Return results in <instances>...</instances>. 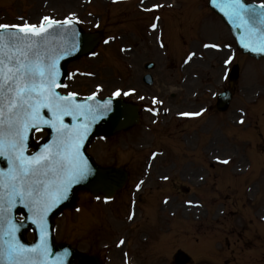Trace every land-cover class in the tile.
Returning <instances> with one entry per match:
<instances>
[{"label": "rangeland", "instance_id": "1", "mask_svg": "<svg viewBox=\"0 0 264 264\" xmlns=\"http://www.w3.org/2000/svg\"><path fill=\"white\" fill-rule=\"evenodd\" d=\"M88 1L87 3V0H0V22H18V17H23L30 22H38L39 16L41 18L47 14L56 18L74 14L81 19L85 29L103 31L107 43L99 44L88 56L69 64L67 80L69 88L80 93L96 91L103 97L113 94L117 88H120L122 93L125 89H136L148 93V95L143 94L142 103L152 107L154 104L152 98L156 97L155 99L161 103L154 105L162 107L161 110H163L167 108L169 85L176 88L177 80L186 75V89H184V91L187 90L186 94L180 93L174 98L175 105L180 106L174 108L168 105L173 115L177 111L198 109L214 100L209 92H206V96L202 98L195 97L196 95L191 92L196 88V84L200 86L199 79L202 83H207L204 74L210 73L212 79H215L212 89L220 92L227 86L235 95L230 110L218 117L215 125L208 127L202 124L201 129H198L200 125L196 123V130L198 133L201 132L199 139L203 143L196 142L189 131L192 128L184 127L185 129L182 130L178 126H167L168 117L159 110L155 111L154 115L145 112L143 122L128 133H124L123 137L116 134L111 138H96L88 148V152L100 164L125 163L134 174L132 184L139 178V174L135 172L136 167L132 165L141 158V160H147L151 169L150 174L154 175L153 180L161 176L164 184L190 181L191 184L195 182L196 185H206L205 190L202 188L198 191L201 201L192 193L193 190L179 196L172 190L169 192V187L166 185L163 188L157 187L156 183H150L145 187L148 189L151 186L150 189L159 190V201L163 196L161 206L165 202L163 204L165 208L174 216L173 218H176L170 219L172 224L169 233L165 234V229L169 226L166 222L158 224L154 220L146 223L140 215L138 220H135L139 214L138 210L133 220L128 218L129 213H132L131 207H128L130 190L133 186L130 181L129 188L120 198L119 207L115 206V202L93 201L87 194H83L80 211L65 212L56 219V239L71 243L80 250H100L104 253L103 256H107L106 264H123L124 257L137 258V261L142 264H151L148 259L146 263L138 259L142 254L149 256L152 264H169L170 256L181 245L182 239H185L182 246L193 258L190 264H205L209 261L219 264V261L213 257L214 252L207 251L208 248L202 253L198 251L196 240L205 238L204 234L207 237L213 235L212 238L216 235L223 236L228 231L233 234L232 227L236 228L243 222L248 223L249 219L264 218V62L260 60L249 63L246 58L235 52L237 61L238 59L241 61L242 70L232 87L230 83L224 85L225 82L220 80L221 61L228 51L224 49L223 43L230 39L225 27L202 20L196 26V30H200L201 37L210 39L212 36L211 38L218 39L220 46L223 47L221 50L217 48L216 51H210L196 45L190 46L192 37L197 35H189L186 32L189 28H186L183 33L187 34L181 35L178 39L181 40V48L175 51L178 47L172 46L174 20H167V26H163V22L159 19L158 29L154 31L148 28L153 13H145L141 9L159 1L163 3L167 1L123 0L117 3L112 0ZM198 3L201 6L200 9L206 10L203 0ZM192 8L197 9L194 4H191L189 9ZM159 13L161 14V10ZM181 15L187 17V13ZM191 15L195 17L196 12L193 11ZM186 17H180V19L186 20ZM208 18L211 20L214 17L210 18L208 15ZM95 25L98 26L95 28ZM213 29L216 31L213 32ZM158 41H164L165 45H170L169 50L159 47ZM170 50L175 53H170ZM188 52L195 53L193 59L201 56L198 64L191 61L182 66V60ZM172 54H175V57ZM145 61L155 62L154 68L149 71L156 78L155 87L148 88L141 82L139 72L144 71L142 63ZM211 64H213L212 68ZM214 68L218 69L217 74ZM89 73L91 75H88ZM194 75H198L199 79L195 80L197 78ZM190 79L196 81V84L190 86ZM207 88L210 86L207 85ZM136 97L135 94L130 96V98ZM244 109L246 114H250V119L249 115L241 116ZM241 117L244 118V122L240 125L237 124V119ZM220 118L237 127L234 130L235 134L230 130H227L226 134ZM199 121L203 123L205 120L201 118ZM246 123H249V128L243 126ZM202 126L205 127L202 128ZM151 151L157 152L154 158L150 154ZM169 151L179 153L176 157L177 160L179 157V161L176 164H180L177 167L174 166L172 170H169L167 165ZM225 159L228 163L224 164V168L216 165V161L219 163ZM181 161L186 163L182 165ZM144 165L141 168H144ZM156 190H153L151 195L156 196ZM134 192L136 191L133 190L131 193L134 194ZM189 201L192 203H188ZM153 202L154 199H148L150 206ZM154 208L156 211V207ZM167 210L165 213H169ZM81 211L85 213L83 220ZM145 214L144 210L142 215ZM181 217H185L186 222L179 219ZM197 223L201 227L199 233H195L192 228ZM254 227V225L249 226L248 232L251 233ZM89 228L90 231L87 232ZM237 231L245 232L241 228ZM258 231L260 235L256 237L263 239L264 230L258 229ZM228 236L232 237L229 232ZM121 239L125 241L124 244L119 243ZM254 241L256 245L252 250L244 246L242 255L246 253L250 255L240 260L238 264L252 262L260 254L261 247L258 244L261 240ZM104 244L106 247L103 246ZM239 244L241 246V242ZM213 245L211 248L214 251ZM229 246H232V243ZM199 247L202 248L201 245ZM222 257L226 256L220 258ZM205 259L209 261H204Z\"/></svg>", "mask_w": 264, "mask_h": 264}, {"label": "snow or ice", "instance_id": "2", "mask_svg": "<svg viewBox=\"0 0 264 264\" xmlns=\"http://www.w3.org/2000/svg\"><path fill=\"white\" fill-rule=\"evenodd\" d=\"M218 6L230 19L240 22L239 26L245 31L243 46L253 52H264V0L258 7L245 3V0H220ZM159 7L153 4L145 10ZM20 20L17 24H0V157L8 164L6 171L0 169V264H46L44 258L50 248L44 230V216L66 198L72 184L91 174L87 158L81 152L82 143L91 124L111 111V101L83 104L78 101L77 92L62 95L57 91L68 85L60 82L58 60L62 57L53 55V49L48 47V37L50 32L64 25L74 27L73 19L60 21L43 16L38 24L24 21L23 17ZM151 27L155 29L156 24ZM204 47L220 46L205 44ZM63 54L70 53L65 50ZM194 55L189 54L188 60ZM230 60L231 57L224 63L228 64ZM134 91L122 93L117 89L112 95L128 96ZM95 97L93 92L87 99ZM153 103L161 102L153 98ZM45 109L48 115H45ZM203 111L179 115L200 116ZM65 117L82 122L69 125L65 123ZM243 122L241 117L240 123ZM44 127L52 129V141L39 152L26 154L29 133L41 132ZM152 155L155 157L157 153ZM222 163L227 164L228 160ZM136 187L139 189L140 184ZM17 203L23 204L32 214L29 219L35 216L39 221L44 233L40 243L28 246L16 237L17 225L13 223L12 210ZM133 215L128 218L131 220ZM124 242L123 239L119 241L120 244ZM55 264H63V261L57 260Z\"/></svg>", "mask_w": 264, "mask_h": 264}, {"label": "water", "instance_id": "3", "mask_svg": "<svg viewBox=\"0 0 264 264\" xmlns=\"http://www.w3.org/2000/svg\"><path fill=\"white\" fill-rule=\"evenodd\" d=\"M210 2H212L210 3V6L218 11L219 14L221 13L222 18L230 26L231 31L236 39L238 48L242 52L248 53L249 55L256 58L260 56L264 57V52H253L249 48H245L243 46L242 41H244L245 38V31L243 27L239 26L240 22L238 20L230 19L227 15H225L224 12L220 10V7L218 6L220 0H217V3H213V0H210ZM63 28L64 30H62L61 28H57L55 31L50 32L48 37V47L53 49V55L62 57L58 60V67L61 73L59 78L60 82L66 72V63L91 50L99 38V35L84 33L76 26H67ZM73 44H75V48H73ZM65 50H67L70 54L64 55L63 53ZM106 100L111 101V111L91 124L90 130L86 138L83 140L81 147V152L83 153L84 157L87 158L88 164L92 170L91 174L88 175L86 179L72 184L68 189L66 198L61 199L59 203L52 207L51 210L48 211L44 216V230L47 232V240L50 248V253L44 258L46 264H55L57 260H62L63 264H97L96 261L93 260V257L78 253L71 249L68 245L56 244L54 242L52 235V218L58 215L63 207L74 205L75 191L78 188H88L94 194L99 191L103 192L104 194H108L109 192L120 187L124 182L125 173H123L121 169L100 168L96 166L92 158L85 153L86 146H88L90 140L95 135H110L117 130L125 129L131 126L137 121V108L131 104L124 103L122 100L117 98H105L103 100H98L96 98H94L93 100H88L87 98H84L79 102L83 104L95 105L97 101H99L100 104H103V102ZM81 122V120L73 121L71 117H65V123L69 125L79 124ZM53 135V131L49 129L47 138L35 147L34 153L39 152L45 144L50 143L53 139ZM30 145L31 133H29L28 135L27 147H29ZM7 168L8 164L6 159L0 157V169H4L6 171ZM19 213L23 216L22 220L16 219V215ZM31 215L32 214L29 213L28 209L20 203H17L12 210L13 223L17 225L16 237L21 243L28 246L40 243L44 235V233L41 232L40 223L37 218L35 216H32V219L28 218ZM4 230H7V225L4 226ZM28 230H32L35 235L34 241L32 243L27 242L25 238V233ZM4 240H7L6 236L4 237ZM181 259L184 260L187 259V257H184L183 254Z\"/></svg>", "mask_w": 264, "mask_h": 264}, {"label": "flooded vegetation", "instance_id": "4", "mask_svg": "<svg viewBox=\"0 0 264 264\" xmlns=\"http://www.w3.org/2000/svg\"><path fill=\"white\" fill-rule=\"evenodd\" d=\"M143 164L144 163L142 162L141 158H138L135 161V163L132 165L133 167H136V169H135L136 174H139V178L135 179V182L138 181V180H140V182H141V186H140L141 189L134 195V198L136 200L135 203L138 206L140 204L141 206H139V207L143 208V211L145 210L146 214L142 215V216H143V220L146 223H148V221H154V220L158 224H161L162 222L163 223L164 222L168 223L170 221V216H169V213H165V210H167V208H165L163 203H162V206H161V201H159L160 191L156 190V189H150L151 186H149L148 189H146L145 187L147 185H149L150 183H156L157 187L162 186L163 188H165V185L168 186L169 187L168 191H169V189L172 186L170 184L162 183L161 176H158V177L155 176L157 178H155V180H153V176L154 175L149 174L146 168H141ZM125 166H127V165L125 164ZM145 172H146V174L147 173L148 174L146 175ZM153 190L157 191V195L156 196L151 195ZM115 197H116L115 206L119 207L120 206V198L122 197L121 192L116 194ZM149 198L150 199H154V202L152 203L153 204L152 208H150V205L148 204V199ZM162 198H163V196H162ZM157 199H158V201H157ZM154 207H156V211H155ZM231 231L234 232V230L232 228H231ZM234 234H235L236 237L237 236L238 237L236 239H232L230 242L227 243V245H230L232 243V246H228L229 256L232 257V258H235L237 256H241L243 251L245 250L244 245H248L249 244L248 243L249 242L248 239H246V238H242L241 239L240 238V233H238L236 235V233L234 232ZM239 241L241 242V246L239 244ZM261 244H262V251H261V253H262L264 251V241ZM239 247H241L240 250H238ZM246 248H248V247H246ZM261 253L259 254L258 258L255 259V263H257V264H264V253L262 255H261ZM229 263L237 264L236 261H230ZM247 264H250V263L248 262Z\"/></svg>", "mask_w": 264, "mask_h": 264}, {"label": "bare ground", "instance_id": "5", "mask_svg": "<svg viewBox=\"0 0 264 264\" xmlns=\"http://www.w3.org/2000/svg\"><path fill=\"white\" fill-rule=\"evenodd\" d=\"M72 30V29H71Z\"/></svg>", "mask_w": 264, "mask_h": 264}]
</instances>
